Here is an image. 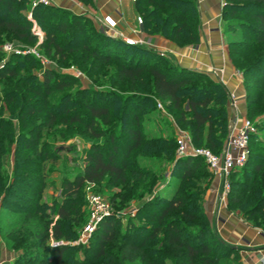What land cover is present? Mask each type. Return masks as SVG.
<instances>
[{
	"label": "trees",
	"instance_id": "obj_1",
	"mask_svg": "<svg viewBox=\"0 0 264 264\" xmlns=\"http://www.w3.org/2000/svg\"><path fill=\"white\" fill-rule=\"evenodd\" d=\"M81 1L95 7V0ZM134 10L143 18V33L162 36L179 47H198V0H136ZM222 20L232 64L244 75L257 74L251 72L255 63L247 64L253 58L256 63L264 61V0H225ZM34 25L44 33L39 44L43 52L59 64L74 65L96 87L83 88L79 77L54 68H43L39 77L32 70L41 61L31 54L18 61L14 55L0 67V99L11 114L19 111L23 129L31 124L30 135L17 136L13 121L0 118V204L16 189L23 193L22 203L15 204L20 215L6 237L11 248L16 252L23 248L26 257L12 264H167L165 258L175 264H221L229 259L236 248L215 235L205 211L208 178L214 175L204 158L179 157L174 135L149 136L140 111L155 100L167 104L176 123L189 129L193 145L221 154L230 134L231 98L226 86L146 46L107 35L92 16L38 0H0V43L32 42L37 38ZM260 71L264 78V68ZM104 85L110 90L97 88ZM260 107L264 108V93L256 99L249 93L247 116ZM45 129L60 141L81 133L90 140L83 166L73 177L62 178L58 196L52 195L50 202L42 200L50 176L45 164L55 165L59 157L52 142H39ZM257 146L255 135L245 171ZM13 150L10 173L4 166ZM24 153L28 155L20 161ZM253 169L248 181L230 183L227 206L231 211L240 209L244 220L264 230V163ZM169 172L180 174L184 182L170 197L163 192ZM86 184H105L112 190L113 208L136 204L137 215L146 214L147 222L129 221L121 229V220L112 213L92 232L95 244L82 248L72 243L90 219ZM198 222L204 225L192 227ZM79 251L85 258H78Z\"/></svg>",
	"mask_w": 264,
	"mask_h": 264
},
{
	"label": "rangeland",
	"instance_id": "obj_2",
	"mask_svg": "<svg viewBox=\"0 0 264 264\" xmlns=\"http://www.w3.org/2000/svg\"><path fill=\"white\" fill-rule=\"evenodd\" d=\"M76 1L83 4L85 9L88 10V11H83L81 9L80 11L82 12V14L80 15H85V16L92 15V17L96 20V23L99 25L98 19L101 18L102 16H99V17L95 16L96 14L90 11V6H87L81 0H76ZM69 11L73 13H77L75 11H79V10H76V9L72 10L71 8V10ZM27 14L29 15L28 17H31L29 11L27 12ZM137 16H140V15L137 14ZM33 29L35 31V35L37 36V38L34 39L32 42H27L26 40L13 39V40H8V41H4L3 43H0V49H2L3 51L2 55H0V67L4 66V64L8 60H10L11 57H13L14 55H16V61H18V60H22L24 56L31 54L36 59H39L41 61L40 62L41 64L39 66H36V68L32 70L39 77L41 76V71L43 68H54L57 72L68 73V74L75 75L76 77H79L81 79L83 88H87L90 86L96 87V85L89 79V77L85 75L77 67H75L74 65L67 64V63L59 64L57 58L54 59L51 56H47L43 52V49L39 47V44L42 41V37L44 36V33L41 31V29L37 25H34ZM148 37L150 36L148 35ZM145 43L147 44L146 47L151 49L152 51L160 53V54L164 53L165 55H168L165 52H162L152 47L148 40H145ZM255 59L256 58L251 59L247 65H251L252 63H255L251 72L257 73V74L244 75L241 69H238L233 65L236 71V76L240 80V84L242 86L240 90L241 95L239 96L238 100H244L246 104H247V95H249V93L250 95H252L254 99L260 97L262 93H264V91L261 89V86L263 84L262 81H264V78L262 76L263 74H260L262 73L260 70L264 68V61L260 60L259 62L256 63L254 62ZM211 78L213 80H216L224 84L221 77L219 76H217V78H214L212 76ZM97 88L110 90V87L107 85L98 86ZM0 91H1V86H0ZM230 98L231 100H230L229 105L231 107V105L233 104L232 103L233 99H234V96L231 95V93H230ZM8 109H9V105L6 102H4L3 98H1L0 99V118L4 120L13 121L14 126H15V135L18 136L19 134H21V135H24L25 137L30 135L28 127L31 124H29L27 128L23 129L20 126L21 119H19V115H18L19 111L17 110L15 114H11L8 111ZM140 111L143 112L144 125H145L146 132L148 133L149 136L165 135L169 137V136L174 135L176 137V140H178V138L181 135H186L187 139H189L191 144H193L192 136L190 134L189 129L184 128L183 126L176 123L174 116H173L174 112H172L169 109L167 104H163L162 102L155 100V103L145 104ZM246 118L253 121L255 125H257V123L262 124V126L257 125V133L255 134L259 138V146L254 148V151L251 154V158L248 162V165L246 166L247 167L246 171L244 169H239V170H235L232 172V175H230V177L228 178V182H229L228 191L230 189V183H236L237 181L249 179V177L253 175L256 171L255 169H253V167L255 165H258V164L261 165L264 163V108L260 107V108L253 110L252 117H249L246 115ZM30 121L32 123L34 119ZM39 121L41 120L37 118L36 122L38 123ZM50 135L51 134L47 132V129H45L41 133L40 140H39V142H42L48 139L50 142H52V148L55 149V153L59 157L55 165L49 162L45 164L46 165L45 171H47V173H49L50 176L47 178V183L44 188L42 200H46V201L48 200L49 202L51 200V197L58 196L57 188H59L62 178L64 176L73 177L74 173L83 166L85 149L89 147L90 145V140L86 138V134H83V133L75 135L74 137L69 138L67 140H63V141L54 139ZM19 144L23 146L22 141ZM200 147H203V146H200ZM177 151H178V147H177ZM26 155H28V153H24L20 161L24 159ZM14 159L15 158H14V150H13L11 154L6 156L5 166H4V170L6 172L8 171H10V173L13 172V161H15ZM152 165H157V164L154 163ZM31 166L35 168L43 167V164H40V165L31 164ZM247 171L249 172L248 178L246 177L247 175L245 176ZM261 175L262 173L259 174V178L261 177ZM208 179L211 180V184H210L211 186L215 177L208 178ZM183 185H184V182L182 181V176L180 174L173 176L169 172L168 180L166 184L163 185V188H164L163 192L166 196L170 197L172 196L173 192L175 191L177 187H181ZM84 193H85L86 201L88 203V209L89 211H91V203L89 199L90 196L95 195V194L101 195L104 199H106L110 203V195L112 193V190L106 188L105 184H102V185L86 184L84 188ZM22 194L23 193L19 191V189H16L13 191V194L10 196L7 202L0 204V257H1L2 249L7 248L12 253V256H13V260L11 263H13L17 258L22 263L24 262V259L26 257L25 250L23 248H20L17 252L13 250L11 248L12 243L9 242V240L6 237V234L10 229L9 225L12 223V221H14V219H17L20 215V210L15 206V204L22 203V200L19 198ZM227 199H228V192L226 194V202H227ZM204 204H205V201H204ZM136 208H137L136 204H132L129 208L122 209V210L112 207L113 213L116 215V218L121 220V226H120L121 229H124V227L127 225L129 221L135 224H141V223L147 222V220L144 218L146 214L137 215L138 209ZM233 212L238 214L241 217H243L244 215V212L238 208L234 210ZM263 212H264V207H263ZM258 217L259 215L257 214L256 216L252 218V220L254 221ZM203 225H204L203 223L198 222L194 224L192 227L203 226ZM209 225L213 228V224L211 222ZM83 230L80 232L79 239L72 243L81 244L82 248L88 247L91 244H95V241L91 238L93 233H91L87 237H83V233H84ZM261 230L264 232L262 228ZM31 251L29 250L28 253H30ZM222 251H224L223 248H222ZM76 255L78 256V258H81V259L85 258V254L82 251L77 252ZM165 259L167 261V264H175L172 258H165ZM240 260H241L240 253L238 252V250H236L235 253L229 259L223 260L221 264H239Z\"/></svg>",
	"mask_w": 264,
	"mask_h": 264
},
{
	"label": "crops",
	"instance_id": "obj_3",
	"mask_svg": "<svg viewBox=\"0 0 264 264\" xmlns=\"http://www.w3.org/2000/svg\"><path fill=\"white\" fill-rule=\"evenodd\" d=\"M76 2L78 1L55 0L56 5L68 10L71 8L79 10L75 11L79 14H82L81 9L88 11L83 4ZM224 4L225 0H198L201 15V41L198 47H179L159 35L148 37V34L143 32L134 34L133 31L138 27L134 1L95 0V7H90V11L98 17L105 14L113 15L120 20V27L125 34L148 40L152 47L168 54L167 57L183 68L201 71L214 78L221 77L234 96L230 107V121L235 118L240 123L246 118L247 104L244 100H238L242 86L229 56V37L222 20ZM219 186L220 181L215 178L205 195V211L213 224L215 235L238 250L241 258L239 264H264V232L260 228L253 227L228 208L226 199H222L219 195ZM12 260V253L7 248H3L1 264H12Z\"/></svg>",
	"mask_w": 264,
	"mask_h": 264
},
{
	"label": "built area",
	"instance_id": "obj_4",
	"mask_svg": "<svg viewBox=\"0 0 264 264\" xmlns=\"http://www.w3.org/2000/svg\"><path fill=\"white\" fill-rule=\"evenodd\" d=\"M136 1V0H133ZM46 5H54L55 0H38ZM56 5V4H55ZM138 28L134 34H141V25L143 18H136ZM100 27L117 39H121L128 45L146 46L145 39L138 36H130L124 33L120 27V20L111 14H105L98 19ZM161 55L166 56L164 53ZM257 133V125L248 118H244L240 123L237 119L230 121V134L228 138V147L224 148L221 154H216L209 148L197 147L191 144L186 135H181L178 140L179 156H200L204 158L210 171L220 181L219 195L226 199L229 182L228 178L233 171L242 169L250 156V145L252 137ZM91 213L90 219L83 230V237L89 236L97 227L98 223L105 217L113 213L111 204L101 195H91ZM137 209V208H136ZM264 262V261H263Z\"/></svg>",
	"mask_w": 264,
	"mask_h": 264
},
{
	"label": "water",
	"instance_id": "obj_5",
	"mask_svg": "<svg viewBox=\"0 0 264 264\" xmlns=\"http://www.w3.org/2000/svg\"><path fill=\"white\" fill-rule=\"evenodd\" d=\"M106 32L107 35L111 36V37H114L112 36L111 34H109L106 30H104ZM115 38V37H114ZM228 147V143L226 144V148ZM179 157H183V156H179Z\"/></svg>",
	"mask_w": 264,
	"mask_h": 264
}]
</instances>
